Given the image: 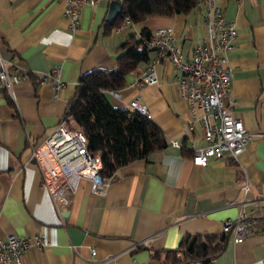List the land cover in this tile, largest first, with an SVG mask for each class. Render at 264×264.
<instances>
[{"label": "crops", "instance_id": "obj_1", "mask_svg": "<svg viewBox=\"0 0 264 264\" xmlns=\"http://www.w3.org/2000/svg\"><path fill=\"white\" fill-rule=\"evenodd\" d=\"M215 1L238 30L227 52L232 111L253 132L239 159L226 154L205 164L193 161L195 148L206 141L199 121L186 132L190 103L180 92V70L165 58L157 64V82L136 86L133 69L121 87L123 98L111 94L119 103L140 95L168 144L118 167L106 192L81 178L69 202L60 204L34 152L62 120L76 126L66 111L81 75L114 67L120 44L141 29L133 23L108 29L112 0L84 5L76 30L63 0H0V49L28 73L14 85L16 100L0 98V235L38 233L48 240L43 249L28 248L23 264H163L166 249L177 247L185 233H222V221L241 212L259 219L257 231L242 241L228 232L225 248L208 264H264V0ZM158 23L174 27L187 55L205 34L204 0ZM55 66L64 81L59 91L47 75Z\"/></svg>", "mask_w": 264, "mask_h": 264}, {"label": "built area", "instance_id": "obj_2", "mask_svg": "<svg viewBox=\"0 0 264 264\" xmlns=\"http://www.w3.org/2000/svg\"><path fill=\"white\" fill-rule=\"evenodd\" d=\"M100 0H63V13L69 20L71 30L79 27L82 7L86 4L95 6ZM205 34L202 40L191 47L187 55L179 44L172 25H160L143 36V43L152 49L153 55L145 66L133 70L134 84L139 87L158 81L157 64L165 58L171 60L180 70L177 75L182 96L190 103L191 117L186 125V132H192L195 121L201 124L205 144L195 148L193 161L205 164L211 156L222 158L229 154L239 159L247 144L253 137L241 117L232 111L234 98L231 93L232 70L229 66L228 49L238 36L236 22L224 14V8L215 0H204ZM133 21L126 15L117 25L125 28ZM47 75L52 77L56 91L64 85L59 67L55 66ZM28 73L15 68V62L6 58L0 49V98L6 94L16 100L14 85L27 78ZM44 78H41V81ZM117 98H123L121 88L109 89ZM122 108L133 107L151 116L147 104L140 95L120 102ZM172 144L180 146L178 139ZM36 159L44 182L50 187L57 203H68L70 193L78 188L81 178L92 182L96 192H106L112 181V174L102 172V160L99 152H91L89 139L84 130L62 120L45 138L43 148L35 150ZM248 184L244 185V190ZM259 219L246 216L241 212L236 217L222 221V232H233L235 241H242L257 231ZM146 242L145 239L134 243V247ZM48 244L43 234L21 236L16 233L0 235V263L15 262L23 264L25 251L34 246L39 249ZM92 248V256L96 254ZM93 264H97L92 259Z\"/></svg>", "mask_w": 264, "mask_h": 264}, {"label": "trees", "instance_id": "obj_3", "mask_svg": "<svg viewBox=\"0 0 264 264\" xmlns=\"http://www.w3.org/2000/svg\"><path fill=\"white\" fill-rule=\"evenodd\" d=\"M199 2L121 0V11L113 21L107 22V28L118 25L126 15L139 21L151 14L187 12ZM151 31L152 28L144 26L139 35L133 33L124 40L114 67L97 66L83 73L68 104L66 117L84 130L90 151L100 153L104 174H113L118 167L166 146L169 141L153 117L133 107L122 108L109 92L124 86L130 71L149 60L152 49L143 43V36ZM227 235L228 232H187L177 247L166 249L163 264H208L225 248Z\"/></svg>", "mask_w": 264, "mask_h": 264}, {"label": "rangeland", "instance_id": "obj_4", "mask_svg": "<svg viewBox=\"0 0 264 264\" xmlns=\"http://www.w3.org/2000/svg\"><path fill=\"white\" fill-rule=\"evenodd\" d=\"M167 15L164 14H151L148 15L145 19L139 20V21H131L129 24H136L140 29H142L144 26L149 25L151 27H157L158 26V21L160 17H165Z\"/></svg>", "mask_w": 264, "mask_h": 264}, {"label": "water", "instance_id": "obj_5", "mask_svg": "<svg viewBox=\"0 0 264 264\" xmlns=\"http://www.w3.org/2000/svg\"><path fill=\"white\" fill-rule=\"evenodd\" d=\"M121 11V0H112L111 6L108 10L107 19L114 20Z\"/></svg>", "mask_w": 264, "mask_h": 264}]
</instances>
